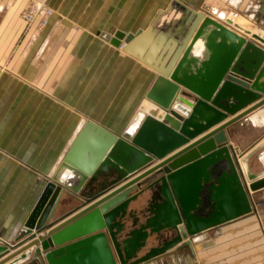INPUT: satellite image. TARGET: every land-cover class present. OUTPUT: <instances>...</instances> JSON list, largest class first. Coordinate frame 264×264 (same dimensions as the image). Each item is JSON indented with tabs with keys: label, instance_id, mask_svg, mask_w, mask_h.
Returning a JSON list of instances; mask_svg holds the SVG:
<instances>
[{
	"label": "water",
	"instance_id": "95a60500",
	"mask_svg": "<svg viewBox=\"0 0 264 264\" xmlns=\"http://www.w3.org/2000/svg\"><path fill=\"white\" fill-rule=\"evenodd\" d=\"M186 12L187 28L175 30L177 43L163 51V75L193 97L179 99L190 109L176 103L181 116L150 106L152 117L120 133L87 119L22 233L0 243V257L9 253L0 264H199L197 252L213 244L209 230L256 213L251 193L264 188V135L237 158L226 129L264 109V38H247L199 10ZM102 38L119 47L145 36L138 28ZM255 154L258 171L249 165ZM222 161L227 169L213 180ZM202 191L210 203L203 214ZM60 206L70 208L57 215Z\"/></svg>",
	"mask_w": 264,
	"mask_h": 264
},
{
	"label": "crops",
	"instance_id": "0c3cea01",
	"mask_svg": "<svg viewBox=\"0 0 264 264\" xmlns=\"http://www.w3.org/2000/svg\"><path fill=\"white\" fill-rule=\"evenodd\" d=\"M26 1L0 0V239L9 243L14 242L22 233L23 223L43 188L44 183L38 181V178L48 176L81 124L90 119L108 130L120 133L130 124L140 122L142 116L150 114L147 109L155 106H145L144 102L158 75L141 60L124 50L125 53L120 52L118 47L102 38V34L108 32V29L102 28L98 22H91L90 18L94 14L86 12L87 0H75L73 8L72 5L68 6V0H50L55 12L43 29H37L35 25L24 29L19 14ZM107 1L110 2L109 16L142 17L149 16L152 8L155 10L165 6L168 0ZM183 1L194 6L200 5L199 9L209 6L226 12L228 10L225 7L222 9L218 5H223L224 1L230 2ZM255 1L257 0H237L234 7L242 10L247 18L258 22L256 15H259L258 18L264 16V0H258L259 10L255 5L248 6ZM151 2H154L152 6ZM247 7L252 10H246ZM205 12L215 17L211 11ZM173 15L169 12L166 16ZM174 16L179 17L177 14ZM138 28L144 27L131 29L116 25L114 31L131 32ZM62 31L68 37L75 34L76 39L65 50L64 44L58 46L62 49V56L53 57L52 53L48 56L46 51L52 46L53 37ZM23 32L22 41H16ZM93 32H98V36H93ZM29 80H33V84ZM42 81L47 82L44 89ZM23 96L32 97V127L21 125ZM232 116L234 115H229L225 120ZM255 120L256 122H252L244 117L227 127L228 141L237 153L241 154L264 135V117L260 114ZM28 129H31L30 135L28 133L23 136V130ZM208 131L154 161L163 160ZM23 162L32 167L23 169ZM249 165L252 171H258L262 167L256 154L250 158ZM33 167L40 168L41 172L34 173ZM222 169H227L224 161L211 174L213 180ZM251 196L256 213L246 214L209 230L213 244L197 252L199 264H202L203 256L206 257V264L214 260L217 252L221 251L225 256V251L230 248L229 243L235 241L242 242L243 245L232 253L234 256L256 255L259 252L264 255L261 221L264 217L261 210L264 188L252 192ZM201 197L205 201L200 209L203 214L205 206V211H210V203L205 191L201 192ZM66 208L70 207L62 206L57 215ZM202 236L204 235H200V238ZM8 254L1 256L0 260Z\"/></svg>",
	"mask_w": 264,
	"mask_h": 264
},
{
	"label": "rangeland",
	"instance_id": "374dc122",
	"mask_svg": "<svg viewBox=\"0 0 264 264\" xmlns=\"http://www.w3.org/2000/svg\"><path fill=\"white\" fill-rule=\"evenodd\" d=\"M257 2L259 4L258 0L255 1V3H257ZM75 3H76L75 0H68V2H67L68 6L72 5L71 6L72 8L74 7ZM153 3L154 2H151V6L153 5ZM222 4L223 5L219 4L218 6H222V9H223V7L226 6V3L223 2ZM27 5H28V1H26L25 4H23L21 11H20V14H19V18H21V20L23 22V27H24V29H26V28L30 27L31 25H35L38 29V26H39L38 20H34L31 24H28L26 22V19L24 18V14L26 12L25 10L27 8ZM49 5L52 8L53 14H54L55 9L52 7L50 1H49ZM199 8H200V5L194 6V4H192L188 1H183V0L169 1L168 0L166 2L165 6L157 7V9H155V10H154V8H152L150 11L151 14L149 16H142V17L115 16V15L109 16L111 13L109 1H107V0H87L85 2L86 12L88 14H94L92 16V18H90V19H92L91 22H93V23L98 22L99 24L102 25V28L108 29V33L112 34L114 31V27L116 25H124L125 27L131 28V29H136V27H144V28L151 27L152 35H153L152 40L159 47H163L166 44V41L170 38V36H169L170 33H174V31L176 29L181 30L184 28V30H185L187 28L186 21H187V17L189 14H187L186 11L188 9L196 11V10H199ZM209 9L207 8V10H209ZM234 11L236 13L244 14V12L242 10L238 11V9H235ZM169 12L173 13L174 15L177 14L179 17H175L174 15L170 16V17L166 16ZM185 13H186V16H185ZM181 15L184 18L181 17ZM257 16L259 17V15H257ZM262 18H264V16H262ZM50 19H49L48 23L50 22ZM86 19H89V18H86ZM48 23H47V25H48ZM257 23H258V25L257 24L256 25L264 30V21H263V23H260L259 21ZM47 25L42 26V27L39 26L40 27L39 29H43ZM177 34L178 33H176V35ZM92 35L97 37L98 32H95V33L93 32ZM176 35L173 34V38L177 41L178 38ZM158 36H163L162 37L163 40L161 42L156 39ZM75 37H76L75 34H71L68 37V34H66V32H63V31L60 32L59 34H56L52 39L53 44H52V46L48 47L46 54L49 56L52 53L53 57L62 56V53H61L62 49L59 48L58 46L60 44H64L63 50L67 49L68 44L70 42L74 41L76 39ZM23 38H24V32L21 33L18 38H16L17 39L16 41H22ZM118 50L120 52H124L122 45L118 47ZM46 54H45V56H46ZM129 55H131V54H129ZM131 56H133V55H131ZM134 58L139 60L137 57H134ZM58 71L59 72L61 71L60 68H58ZM32 79H33V77H32ZM153 81H154V79H153ZM29 83L33 84V80H31V81L29 80ZM29 83H27V85H30ZM46 83L47 82L42 81V84H43L42 88L43 89L45 88ZM32 106H33L32 97L23 96L22 97L23 112L21 114V125L23 127L27 126V125H30L31 127L33 126V111H32L33 107ZM30 131H31V129H28L25 131L23 130V133H25V134H23V136H26V134L28 135V133L30 135V133H31ZM248 132H249V130H248ZM31 167H32L31 164H28L27 162H23V169H29ZM33 172L39 173V172H41V169L37 168V167L36 168L33 167ZM46 178L45 177H39L38 181H42L45 185V183L49 179V177L47 176ZM60 207H62V206H60ZM203 209H204L203 211H205L206 206ZM261 210H263V214H264V204L262 205ZM261 216H262V214H261ZM261 221H262V228H263V233H264V217H262ZM203 237H205V236H203ZM229 244H230V248H228L227 251H225V256H223V253H221V251L217 252L214 255V260L212 262H210V264H264V255L261 252H259V254H256V255H248L247 254V255H242V256L237 257V256H234L232 253L237 250V247L243 245L242 242L239 243V242L235 241V242H230ZM228 254H229V256H228ZM202 264H206V257L205 256H203V258H202Z\"/></svg>",
	"mask_w": 264,
	"mask_h": 264
},
{
	"label": "bare ground",
	"instance_id": "6f19581e",
	"mask_svg": "<svg viewBox=\"0 0 264 264\" xmlns=\"http://www.w3.org/2000/svg\"><path fill=\"white\" fill-rule=\"evenodd\" d=\"M229 1L232 7L235 8L234 6L237 5V0H229ZM207 8L209 9V6H204L203 9H199V11L203 12L204 15H208L209 17L213 18L218 22L226 23L227 19L230 18L232 22L230 23L229 27H231L232 29H234L235 31H237L242 35H246L247 38H251V35L253 33H258L259 35H261V37L264 38V30L258 27L255 21L247 18L243 14H239L235 12L231 13V11L226 12L225 10H217V8H210L209 10H207ZM205 10L214 13L215 17L206 13ZM181 17L183 16L181 15ZM142 30H143V36H145V38H140L137 41V43L132 46H128L125 43H122L121 45L125 52L129 54H131V52L135 53L138 57L141 58L140 60L142 62L153 68L158 74L150 90L147 93V98L144 102V105L145 106L155 105L157 106L158 110H162L165 112H169L170 110L174 109L178 114L184 116V111L180 109H175L174 106L176 103H179L181 104V106L185 108V110H189L190 106L179 99L185 98L188 99L189 101H193V97L191 98L184 96L182 94V87L180 86L175 87V85L169 80V78L163 75V71H165V69L167 68L165 58L163 57V51L167 52L170 47H173L175 43H177L176 40L173 38V33L169 34L170 38L166 41V44L163 47H159L152 40L153 35H152L151 27L142 28ZM176 30H178L176 32L178 34L181 32L180 29H176ZM162 37L163 36H158L156 39L161 42L163 40ZM257 43L260 44L258 41ZM141 113L143 112L141 111ZM260 114L264 117V109L262 107L256 108L245 117L252 122H256L255 119H257ZM147 116H151V114H146L142 116V118L145 119ZM144 119H141L140 122H135L134 124H130L128 127L130 126L135 127L137 125H141ZM83 124L84 122L81 124V126ZM231 146L233 147V150L237 158H239L240 153H237V150L234 148L232 144ZM154 160L152 161L151 166L157 163L158 161L157 159L156 162ZM57 168H58L57 164H55L51 168L48 174L49 179L55 174ZM59 176L61 177V175ZM4 242L11 244L3 239H0V243H4Z\"/></svg>",
	"mask_w": 264,
	"mask_h": 264
},
{
	"label": "built area",
	"instance_id": "2783aa9c",
	"mask_svg": "<svg viewBox=\"0 0 264 264\" xmlns=\"http://www.w3.org/2000/svg\"><path fill=\"white\" fill-rule=\"evenodd\" d=\"M27 1H28V5H27V8L25 10L26 12L24 14V18L26 19V22L28 24H31L34 20H38L40 27L47 25L49 19L53 15V10H52V8L49 5V1L50 0H27ZM224 3H226V6H224L225 9H227V10L229 9L228 11H231V13L235 12L234 10L236 8L233 9L232 7H230V3L228 1H224ZM250 4L251 5H255L256 8H257V10H259V4H258V2L257 3L251 2V3L248 4V6ZM246 10H248V7H247ZM249 10H252V9H249ZM245 13L246 14H249L251 12H245ZM257 13H258V11L256 12V14ZM256 18H257V21H259L260 23H263L264 18H262V17L258 18L257 15H256ZM228 19H230V18H228ZM228 19H227V22L226 23L225 22H221V23H223V24H225L227 26H230V23L232 21L231 22H228ZM255 23H257V22H255ZM39 26H38V29L40 28Z\"/></svg>",
	"mask_w": 264,
	"mask_h": 264
}]
</instances>
